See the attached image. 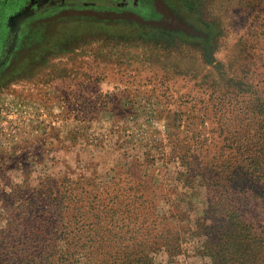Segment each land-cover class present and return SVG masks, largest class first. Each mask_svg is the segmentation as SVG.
Here are the masks:
<instances>
[{
  "label": "rangeland",
  "instance_id": "1",
  "mask_svg": "<svg viewBox=\"0 0 264 264\" xmlns=\"http://www.w3.org/2000/svg\"><path fill=\"white\" fill-rule=\"evenodd\" d=\"M86 1L31 18L0 72V230L35 192L70 190L82 213L107 201L133 220L110 240L98 227L99 254L206 264L198 224L216 182L204 166L237 155L219 130L225 98L264 102V0ZM134 23L198 33L140 37ZM154 217L168 225L142 235ZM167 228L168 247L156 242Z\"/></svg>",
  "mask_w": 264,
  "mask_h": 264
},
{
  "label": "trees",
  "instance_id": "2",
  "mask_svg": "<svg viewBox=\"0 0 264 264\" xmlns=\"http://www.w3.org/2000/svg\"><path fill=\"white\" fill-rule=\"evenodd\" d=\"M151 17L159 18L156 13ZM133 29L140 37L150 29L149 32L172 39H182L181 34L198 33V30L192 34L137 23L133 24ZM207 44L209 48L210 43H200L203 48ZM225 100L227 116L223 114L219 130L226 141L231 139L232 143H238V151L233 159L214 156L204 166L216 185L208 198L204 221L198 224L199 230L205 231L200 234L206 238L202 255L209 259L206 264H264V102L252 103L250 90L227 96ZM48 192L51 196L46 198H41L43 193L35 192L34 201L18 212L20 217L9 220L0 230V264H152L146 252L117 255L97 252L98 227L104 230L102 237L110 240L114 229H128L133 221L115 220L117 212L109 202L104 201L101 210L97 203L90 202L82 213L77 207L79 194L70 190L44 193ZM98 208L100 213L95 214ZM53 212H57L55 220ZM65 216L68 218L63 221ZM145 221L149 223L140 224L145 230L140 229L142 235L151 226H162L164 230V225H168L164 218ZM174 229L168 231L167 228L160 233L156 242L170 246L168 241L177 239ZM148 240L150 238H146Z\"/></svg>",
  "mask_w": 264,
  "mask_h": 264
},
{
  "label": "flooded vegetation",
  "instance_id": "3",
  "mask_svg": "<svg viewBox=\"0 0 264 264\" xmlns=\"http://www.w3.org/2000/svg\"><path fill=\"white\" fill-rule=\"evenodd\" d=\"M70 1L72 0H0V72L15 50L19 33L31 18L47 9L73 7L71 4L76 2ZM92 1L94 0L83 2V5L89 7L94 3Z\"/></svg>",
  "mask_w": 264,
  "mask_h": 264
}]
</instances>
